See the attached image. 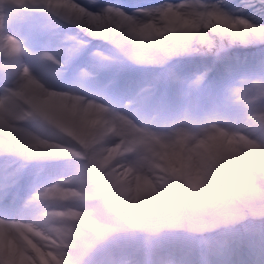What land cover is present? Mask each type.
I'll return each instance as SVG.
<instances>
[{"label":"clouds","instance_id":"clouds-1","mask_svg":"<svg viewBox=\"0 0 264 264\" xmlns=\"http://www.w3.org/2000/svg\"><path fill=\"white\" fill-rule=\"evenodd\" d=\"M38 14L58 43L35 54L14 18ZM66 29H76L72 35ZM79 34L110 45L102 67L218 59L264 47V0H177L129 13L96 0H0V185L37 170L14 213L0 215V264H264V55L202 102L212 68L175 76L186 103L158 88L118 110L103 95L56 90L27 61L59 65ZM0 193V199H3Z\"/></svg>","mask_w":264,"mask_h":264},{"label":"rangeland","instance_id":"rangeland-1","mask_svg":"<svg viewBox=\"0 0 264 264\" xmlns=\"http://www.w3.org/2000/svg\"><path fill=\"white\" fill-rule=\"evenodd\" d=\"M253 47L254 46L252 45H240V44L233 46L232 48L240 50L239 52H241L242 54V57L240 59L237 60L236 58L233 60V62L226 61L225 63H223L219 59H215L213 57L207 56L203 58L204 60L202 61V63L199 64L197 63L198 65L179 63L180 61L185 60L183 58L186 57L173 58L172 60L167 62L166 65L163 66L160 65L133 66L127 63H125L124 65L126 66L128 65L132 69L144 70L145 72L150 73V75H153V77L148 76V80H147L148 86H153L156 80H162L163 81L161 84L162 87L158 88V94H163L165 99L169 102L170 105H174V101H173L174 97L179 100L186 98V93L184 89L181 86L175 85L171 82L175 76L187 77L190 76L191 73L196 72V70L197 72H199L206 66L211 67L212 71L207 78L206 85L204 89H202L201 92L199 93L201 101L208 102V98L212 95H219L224 89V87L230 82L231 79L253 71L258 58L261 55H264V49L263 50L253 49ZM94 50H95L94 52L96 51L108 52L110 51V46L104 44L96 45ZM79 51H82V53L85 54V57H88V54L93 53L90 52V50L87 51L85 47L79 48ZM76 52L73 53L72 55H69V57L74 56ZM66 58L69 59L67 56ZM95 65L97 69H100L99 72L105 74L106 77L108 78L109 76H111L113 71H116L117 68L121 66V65H117V66L102 67L97 65L96 63ZM235 68H238L240 70L235 71ZM80 72H83L82 68ZM146 77L144 76V78ZM162 90L167 92V94L162 93ZM169 93H171V95Z\"/></svg>","mask_w":264,"mask_h":264},{"label":"bare ground","instance_id":"bare-ground-1","mask_svg":"<svg viewBox=\"0 0 264 264\" xmlns=\"http://www.w3.org/2000/svg\"><path fill=\"white\" fill-rule=\"evenodd\" d=\"M157 2H155V5L158 6L160 5L159 3L162 0H156ZM143 1L138 0L137 3H141ZM145 4L148 3V1H144ZM20 22L18 20H15V22L11 23V26H13V28H15L16 25H19ZM82 35V34H81ZM83 36V35H82ZM84 39H88V44L90 46H88V48L92 47V45H108L105 42L101 41V40H93L90 39L89 37L83 36ZM41 44L44 46L46 45V43L44 41H40ZM26 46L29 47L35 54H39L40 51H38L35 42H28L26 43ZM41 46V45H39ZM47 46V45H46ZM110 46V45H108ZM45 47V46H44ZM47 48V47H45ZM253 49H260L263 50L264 47H260V46H254ZM240 50L238 49H234V48H230L224 55H222L221 57H219L218 59L221 60L223 63H225L227 60V58L230 56V54H236L238 53ZM207 57V56H206ZM212 57V56H210ZM203 58L205 57H200V56H195V57H186L185 61L188 62L189 64H195V63H202V61L204 60ZM33 66H30L32 68V71L38 75H41L42 77H44V79L42 81L46 82L47 84H50L49 82H52V80H56L61 82L64 86H69L70 88H72L73 90H80L82 92H84V88H92L94 87V94H99V95H105V96H111V99H116V97H126V99L129 98V94L132 91H123L122 93H120V91L116 90V86L112 87H107V86H103V80H105L103 78V80H101L100 82H98L97 78L96 80H83V81H70L68 80L65 75L64 72L59 65H51L49 62L46 61H42L39 59H34V60H30ZM197 72V70H196ZM69 82V85L66 84L65 82ZM97 82V83H96ZM53 87V86H51ZM54 88V87H53ZM56 90H61L62 88H54ZM114 93V95H113ZM120 93V94H119ZM112 94V95H111ZM116 109L118 110H122V106L121 105H117ZM63 162H59V161H46V162H42L40 164H31L27 167V169L25 170V174L22 178H20L17 182H15L13 185L9 186H2V189L0 190V193H5L7 192L9 189H15V188H19L21 190H25L27 193H29L32 183L34 180L37 179H42L43 177H39L37 176L36 179L32 178L31 176V171L32 169H39V168H44L46 170V173L51 175V176H55L56 174V170L59 169L60 167H62ZM14 212L10 213V215H12Z\"/></svg>","mask_w":264,"mask_h":264}]
</instances>
